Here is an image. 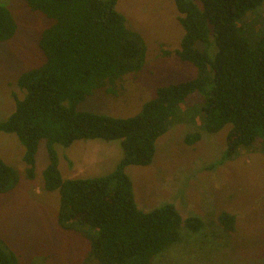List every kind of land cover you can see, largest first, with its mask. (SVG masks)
I'll use <instances>...</instances> for the list:
<instances>
[{
    "label": "trees",
    "instance_id": "16d2710c",
    "mask_svg": "<svg viewBox=\"0 0 264 264\" xmlns=\"http://www.w3.org/2000/svg\"><path fill=\"white\" fill-rule=\"evenodd\" d=\"M23 1L50 23L38 38L43 59L18 76L22 96L12 93L14 109L0 121V132L14 133L23 145L29 180L35 178L38 143L46 141L43 190L58 193L56 222L61 229L88 228L83 236L90 257L99 264H150L179 240L183 226L195 233L204 222L198 216L182 219L169 202L149 211L139 209L125 169L150 164L156 141L168 130L179 105L198 97L200 130L186 133L185 144L198 141L201 131L216 133L228 125L222 156L212 166L232 158L241 147L258 143L264 151V33L251 43L237 25L245 15H254L264 0H172L183 28L174 53L191 63L197 74L158 86L155 95L128 117L76 108L99 89L117 95L116 84L144 65V40L116 9L117 0ZM16 29L13 14L0 3V43L11 39ZM95 138L119 139L122 154L114 168L99 176L63 178L55 145ZM17 181L16 169L0 157V193ZM217 220L225 231L235 230L233 213L222 210ZM0 264H26L1 237Z\"/></svg>",
    "mask_w": 264,
    "mask_h": 264
},
{
    "label": "rangeland",
    "instance_id": "374dc122",
    "mask_svg": "<svg viewBox=\"0 0 264 264\" xmlns=\"http://www.w3.org/2000/svg\"><path fill=\"white\" fill-rule=\"evenodd\" d=\"M0 3L17 23L14 36L0 43L3 121L14 109L12 93L22 96L16 84L18 76L43 59L38 38L50 20L30 10L23 0ZM116 9L142 36L146 45L144 65L116 84L117 95L99 89L76 108L128 117L155 95L158 86L192 79L197 70L174 53L183 28L172 0H117ZM253 13L237 21L251 43L264 33V1ZM248 18L254 21L245 24ZM243 20L249 28L239 25ZM214 52V46L208 49L210 55ZM194 101L179 105L168 130L156 141L150 164L125 169L139 209L149 211L169 202L182 219L198 216L204 222V228L195 233L183 226L179 240L150 264H264V151L258 143L241 147L232 158L212 166L222 156L228 125L216 133L201 131L198 141L185 144L184 135L200 130L202 122L198 114L202 99ZM45 143L44 139L38 143L35 178L29 180L22 161L23 145L14 133L0 132V157L18 172L16 185L0 193V237L26 264H99L89 256L88 239L83 236L88 228L75 225L73 231L57 225L58 193L42 187L41 174L47 164ZM55 148L63 178L107 174L122 154L119 139H79L67 147L56 144ZM222 210L235 215L234 231H225L218 223Z\"/></svg>",
    "mask_w": 264,
    "mask_h": 264
}]
</instances>
